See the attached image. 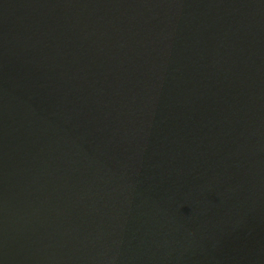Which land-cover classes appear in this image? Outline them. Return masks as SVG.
<instances>
[{
    "label": "water",
    "instance_id": "water-1",
    "mask_svg": "<svg viewBox=\"0 0 264 264\" xmlns=\"http://www.w3.org/2000/svg\"><path fill=\"white\" fill-rule=\"evenodd\" d=\"M0 264H264V0H0Z\"/></svg>",
    "mask_w": 264,
    "mask_h": 264
}]
</instances>
